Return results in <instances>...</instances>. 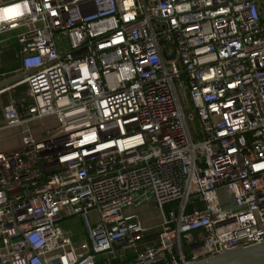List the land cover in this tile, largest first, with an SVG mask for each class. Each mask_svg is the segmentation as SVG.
<instances>
[{
	"label": "built area",
	"instance_id": "obj_1",
	"mask_svg": "<svg viewBox=\"0 0 264 264\" xmlns=\"http://www.w3.org/2000/svg\"><path fill=\"white\" fill-rule=\"evenodd\" d=\"M17 5L0 264H186L264 239V0H0ZM151 200L153 239L125 211Z\"/></svg>",
	"mask_w": 264,
	"mask_h": 264
},
{
	"label": "rangeland",
	"instance_id": "obj_2",
	"mask_svg": "<svg viewBox=\"0 0 264 264\" xmlns=\"http://www.w3.org/2000/svg\"><path fill=\"white\" fill-rule=\"evenodd\" d=\"M20 32V29L18 30H14V31H9L6 32L4 34L0 35V38H5L6 40L4 41V43L1 44L0 48H3L4 46H8L9 48H13L18 46L20 49V43L18 41V38L16 36L17 33ZM18 59V58H15ZM19 60V59H18ZM13 65H15L13 63ZM11 69V68H10ZM18 75V72H16L15 76ZM26 89V85H22L20 91L16 90V94L17 93H23L24 90ZM188 97H184V100H187ZM4 100V99H3ZM1 101V98H0ZM53 121L50 119H44V120H39L38 122L34 123L32 125V132L36 135V136H41L42 134H47V132H45V128L49 125H51L50 123H52ZM45 132V133H44ZM197 205L198 207H204V202L202 201H194L190 207L189 210L194 206ZM125 211H129V212H137L140 216L141 221L143 222V225L148 226V232H153L155 233L158 228H159V224L160 221L162 220L163 217V213L162 210L157 206L155 200H151L148 202L143 203L140 206H136V207H132V208H128ZM91 217L92 220L97 222L98 221V215L96 213V211H92L91 212ZM61 224L66 227V228H71L76 234V238H75V246L76 247H82L85 241V237L83 234V219L81 217L80 214H74L71 216H66L61 220ZM2 244V242H0V245ZM134 256V254H132V252L129 250L128 254L125 256V259L127 260L128 264V260L131 259ZM96 261L97 264H110L111 261L107 259V257L103 254H98L96 256Z\"/></svg>",
	"mask_w": 264,
	"mask_h": 264
},
{
	"label": "crops",
	"instance_id": "obj_3",
	"mask_svg": "<svg viewBox=\"0 0 264 264\" xmlns=\"http://www.w3.org/2000/svg\"><path fill=\"white\" fill-rule=\"evenodd\" d=\"M4 43V42H2ZM1 43V44H2ZM19 47L9 48L8 46H4L1 48L0 53V89L11 84L7 81L11 78H17L19 76L18 68L21 65L20 59L17 57V52ZM18 58V59H15ZM13 63L15 65H13ZM11 68V69H10ZM16 72L18 75L15 76ZM7 82V83H6ZM13 83V82H12ZM21 86H17L15 89L10 88L0 92V151L1 150H10L17 148L22 143L23 136V126H13V127H4V115H3V106L6 102L10 100V97L16 95V90L21 89ZM19 94V93H17ZM4 99V100H3ZM132 208V207H130ZM160 228V227H159ZM158 228V230H159ZM158 230L153 233L149 232V238L153 239L156 237ZM128 254H122L121 251H118L117 255H112L110 258V264H122L127 263L125 256Z\"/></svg>",
	"mask_w": 264,
	"mask_h": 264
},
{
	"label": "water",
	"instance_id": "obj_4",
	"mask_svg": "<svg viewBox=\"0 0 264 264\" xmlns=\"http://www.w3.org/2000/svg\"><path fill=\"white\" fill-rule=\"evenodd\" d=\"M15 79L11 78L7 82L12 83ZM186 264H264V239L223 250L215 255L192 260Z\"/></svg>",
	"mask_w": 264,
	"mask_h": 264
},
{
	"label": "clouds",
	"instance_id": "obj_5",
	"mask_svg": "<svg viewBox=\"0 0 264 264\" xmlns=\"http://www.w3.org/2000/svg\"><path fill=\"white\" fill-rule=\"evenodd\" d=\"M20 6L17 5L15 8H5L0 9V20L7 19L9 16H12L19 12Z\"/></svg>",
	"mask_w": 264,
	"mask_h": 264
},
{
	"label": "trees",
	"instance_id": "obj_6",
	"mask_svg": "<svg viewBox=\"0 0 264 264\" xmlns=\"http://www.w3.org/2000/svg\"><path fill=\"white\" fill-rule=\"evenodd\" d=\"M122 264H126V263H122Z\"/></svg>",
	"mask_w": 264,
	"mask_h": 264
}]
</instances>
